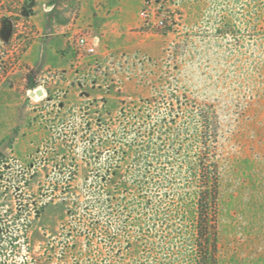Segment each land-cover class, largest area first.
I'll return each instance as SVG.
<instances>
[{"label":"rangeland","instance_id":"obj_1","mask_svg":"<svg viewBox=\"0 0 264 264\" xmlns=\"http://www.w3.org/2000/svg\"><path fill=\"white\" fill-rule=\"evenodd\" d=\"M26 1L34 39L0 84V264H199L204 144L217 264H264V0Z\"/></svg>","mask_w":264,"mask_h":264},{"label":"trees","instance_id":"obj_2","mask_svg":"<svg viewBox=\"0 0 264 264\" xmlns=\"http://www.w3.org/2000/svg\"><path fill=\"white\" fill-rule=\"evenodd\" d=\"M32 15V5L26 0H0V84L12 68L23 64V56L34 39ZM6 56L11 58L10 62ZM215 157L216 152L204 144L203 148L196 151L195 159L188 161L193 176L187 186L191 188L190 194L195 196L197 204L193 242L199 264L218 262L220 172Z\"/></svg>","mask_w":264,"mask_h":264},{"label":"built area","instance_id":"obj_3","mask_svg":"<svg viewBox=\"0 0 264 264\" xmlns=\"http://www.w3.org/2000/svg\"><path fill=\"white\" fill-rule=\"evenodd\" d=\"M143 15L150 17V13L147 10H144ZM159 23H164L163 19H158ZM100 38L96 35H90L86 32L80 31L76 34V47L79 50V55L84 53L93 54L98 51ZM36 90V89H35Z\"/></svg>","mask_w":264,"mask_h":264},{"label":"water","instance_id":"obj_4","mask_svg":"<svg viewBox=\"0 0 264 264\" xmlns=\"http://www.w3.org/2000/svg\"><path fill=\"white\" fill-rule=\"evenodd\" d=\"M30 93H31V95H34V94H39V95H41V94L44 93V91H43V89L38 88V89H36V90L31 91Z\"/></svg>","mask_w":264,"mask_h":264}]
</instances>
